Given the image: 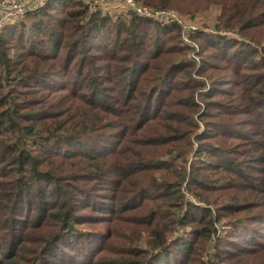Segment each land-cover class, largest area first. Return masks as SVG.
Instances as JSON below:
<instances>
[{
	"label": "trees",
	"instance_id": "16d2710c",
	"mask_svg": "<svg viewBox=\"0 0 264 264\" xmlns=\"http://www.w3.org/2000/svg\"><path fill=\"white\" fill-rule=\"evenodd\" d=\"M141 1L181 15L197 2ZM210 3L220 5L221 12L211 31L190 32L198 49L183 39L174 21L161 23L123 6L111 13L85 0H46L0 30V264H173L162 259L163 252L183 230L190 238L181 244L184 261L180 257L177 264H264V0ZM228 30L258 46L225 36ZM205 33L224 51L244 44L247 48L237 53L245 64L230 67L236 75L245 69L253 73L238 81L236 106L219 104L225 118L204 122L205 131L195 134L200 125L193 115L201 106L194 92L207 85L192 74H200L202 65L192 69L201 51L197 35ZM175 37L178 44H168ZM179 92L185 93L180 101L191 114L178 127L182 118L173 105ZM207 135L215 140L201 142L198 151L230 174L222 186L208 176L200 179V172H185L178 183L138 181V173L166 167L168 155L155 159L151 152L162 151L151 148L169 145L163 153L187 162L193 139ZM96 137L103 140L100 151L93 145ZM237 153L257 163L260 174L245 172ZM187 177L204 193L219 187L218 212L190 185L187 191L202 203L186 199L181 186ZM155 185L162 191L155 192ZM146 187L155 194H147ZM140 195L155 198L131 205ZM132 209L138 216L128 220ZM112 215L126 229L142 227L150 248L135 246L133 230L120 238L127 246L117 258L100 256L106 242L89 252L95 238H110L113 230L105 226L89 239L92 230L80 224L109 222ZM220 216L227 218L218 231ZM187 220L196 225L179 230ZM81 239L86 260L76 257V263L57 254L61 244L74 247ZM213 241L212 257L205 261Z\"/></svg>",
	"mask_w": 264,
	"mask_h": 264
},
{
	"label": "rangeland",
	"instance_id": "374dc122",
	"mask_svg": "<svg viewBox=\"0 0 264 264\" xmlns=\"http://www.w3.org/2000/svg\"><path fill=\"white\" fill-rule=\"evenodd\" d=\"M88 2V0H85ZM141 1V0H140ZM142 2V1H141ZM89 3V2H88ZM90 4V3H89ZM91 5V4H90ZM123 6L122 3L120 2H114L113 4H109V3H103L100 4L99 6H94L91 5V7L94 8H102V10H108L111 13H118L121 10V7ZM122 12V11H121ZM221 12V6L217 5V4H212L210 3V0H197L196 2V7H194L192 9V11L190 12H184L182 13V15L187 19V21L192 24L193 26L196 27H200L199 30H204L207 31L206 28H208V31H211L212 29H214V22L216 21V17L218 14H220ZM125 13V12H124ZM214 26V27H213ZM153 29L152 27L148 30V32L152 33ZM225 36L230 37V38H235L236 39H243L245 41L251 42L252 44H254L255 46H258L257 44H255L253 41H250L249 39L245 38V36H242L241 34H239L238 32L235 31H225L224 32ZM124 37V35H123ZM122 37V38H123ZM262 39H264V35L261 36ZM197 41L198 44L201 45L200 49V56H199V60L197 61V63L195 64V66L192 70H196L198 69L201 65V73L200 74H196L195 71L192 72L193 76L195 79L199 80V81H203V83H205L207 86L205 88V90L202 89H196L194 94L196 97V100L200 103V111L202 112L205 108H208V110H210L211 113H204L202 116H199V112L194 113V118H195V122L196 124L200 127H196L194 128V132L195 134L197 133H202L203 131H205V127H204V122H207L208 124H215V122H219L222 119L225 118L224 115V110L222 109L221 106L219 104H229L231 106H236L239 101H233V98L237 97L240 95L241 93V88L239 87L241 85V82L238 83V81L242 78L243 74L246 72H252L253 71H249L248 69H245L243 71L242 75H236L230 66H233L234 64H245V60H241L239 54H242L241 52L243 50H245V48H247L246 46H244V44H240L237 45L235 47H231L228 51H224L223 48L219 47L218 43L216 42L217 39L216 38H211L210 34H199L197 35ZM193 40V39H192ZM195 42V41H194ZM196 43V42H195ZM168 44H174L177 45L178 44V38H174L171 41H168ZM197 44V43H196ZM198 46V45H197ZM261 47V46H260ZM198 49V48H197ZM238 52V53H237ZM211 64L213 65L211 67ZM251 73V74H252ZM212 77H209V76ZM238 83V85H237ZM224 89V91L222 90ZM202 90V91H201ZM199 92H203L204 94H200ZM231 92H235L234 95L229 94ZM245 92L247 94V97L249 96L250 91L248 89H245ZM217 93V94H216ZM179 96H177L174 100V105H173V110L174 111H179L181 116H179L180 118H182V123L179 124H175L176 126L181 125L184 126L185 123L187 122V116L191 114V112L189 111L188 107H186L185 105H182L183 102H181V98H183L185 93L179 92ZM249 98V97H248ZM213 100V102H216L218 105H209L207 106V102H209V104H211V101ZM230 103H227L229 102ZM247 99H244V101ZM235 108V107H232ZM237 114V113H236ZM235 114V115H236ZM250 125H248V127H245L246 129L249 128ZM179 127V126H178ZM208 127V125H207ZM251 127L253 128L254 125H251ZM191 130V129H190ZM215 131V129H213ZM211 133L213 131H210ZM256 136V135H255ZM210 135H207V137H203L200 139V141H197L196 139H193V151L189 154L188 156V160L187 162L183 159H181L180 157H178V159L174 158L173 156L169 155V154H165L163 153V151L166 150V148L169 147V145H166L164 147L158 146L156 148H151L150 150L155 151V150H160L162 152L158 153L155 152L154 154L151 152V155L154 156L155 159H160V156L162 155H168L167 158L165 159V164L166 167L164 169H157V170H147L145 172H140L138 173V175L140 176V179H138L139 182H143L144 185L146 184H150V183H154V182H159V183H164V182H180L182 180L183 175L186 173H195V172H200V179H203L204 176H208L209 179L215 181L213 184L217 185V186H222V184H224V180H225V176L226 175H230L227 172H222L219 168H216V166L214 164H211V155L210 154H206V155H202L200 154L201 151H198L202 148H204L203 146H200L201 142H205V141H210L213 142L215 140V138H210ZM110 137H108L107 139H109ZM234 141L238 142V139L236 138H232ZM103 140L100 139V137H96L94 140V144L95 145V149L99 148V151L101 150V146H102ZM90 145V144H89ZM92 145V146H93ZM79 146V145H77ZM98 150V149H97ZM179 150V149H178ZM237 158H239L240 162L243 164V168L245 172H251L253 175H257L260 174V169L259 167H257V163L255 162H251L249 160L248 156H243L237 153ZM247 164H255V167L253 168H248ZM169 165H171V167H169ZM214 166V168H213ZM186 167V169H185ZM185 169V170H184ZM196 175V173H195ZM114 176V175H113ZM190 185L193 189L197 190L198 192H200L201 194H203L204 197L211 199L212 203L211 205L214 207V209L216 210V212H218V204H221L220 202H216L215 203V198L219 192L218 189L219 187L214 188L211 191H206V193H204V191H201L200 189H198L199 185L197 184H193V179L189 180V177H187L184 182L183 185L181 186L182 190L185 192V196L186 199L189 200H193L195 202L198 203H202V201H198V199L196 197H194L193 195H191L187 189L186 186ZM264 186V184L262 185ZM147 190H151L148 189L146 187ZM163 189V187L159 186V185H155L153 190H155V192H161ZM151 190L150 192H147V194L150 195H154V191ZM155 198L153 197H147L145 195H140V196H135L134 199H130L131 201V205L135 204L139 201H143L144 203L146 202H152L154 200H151ZM175 210V208H174ZM194 211V209H191V211L189 213H192ZM97 214V213H95ZM108 216V214L105 215V217ZM138 216V213H136V211L129 210L126 212V218H128V220H133L132 218H135ZM114 215L110 216L109 218H111L112 220L107 222L106 220H103L100 223H84V224H80L81 226H84L86 228H89L90 230H92V234L91 236L85 237V238H95L97 233H103V230H105V226H109L108 229H112V234L111 237L109 238H95L96 243H92V247L91 250L89 252H92L94 249H96V247L103 242H106L109 244V246L107 247L108 249L105 250L104 252H102L100 254V256H105V257H109V258H117V254L118 252H120L121 250H124V248H122L123 246H127V244L123 241V239H120L123 234L125 233L126 235H131L133 230H136L137 232V239L134 241V243L136 244L135 246H141L143 248H150V246L147 244V232H143L142 233V227L138 226V225H131L130 229H126L125 225H122V223H120V221H117L116 219L113 218ZM221 217V216H220ZM227 218V217H226ZM225 217H221L220 222L217 223V229L218 231H221L224 227L223 223L225 222ZM190 220H187V224L186 226H182L179 228V230H183V228L186 227H191L192 225H196V222H189ZM261 222V226L263 228L264 231V220L260 221ZM116 234V235H114ZM117 234H119V237L117 236ZM187 231L183 230L174 233L173 236L171 237V239L169 240V249L165 250L163 252V258H167L166 262L168 261L169 258H171L173 264H177V262L180 261V257L181 259L184 261V253H183V247L181 246V244L183 243L184 240H186V238H190L189 234ZM179 237H182V239ZM180 243H177V240ZM82 239L79 242H76L74 247L71 246H66L65 243L61 244L59 247V250L57 251V254L59 256H63L65 258L71 259V260H76V257H81V260H86L87 257V252H86V244L81 242ZM241 244H244V240L240 241ZM78 245H80L78 248H76ZM133 245V244H132ZM134 246V245H133ZM213 246H214V241L211 243V245H209V249L208 252L205 253V255L202 256V258L205 261H208V258L212 257V252H213ZM76 248V249H75ZM90 255V254H89ZM161 258V256L157 259L159 260ZM248 263L251 262L250 258L249 259H245ZM76 263H80L78 260L75 261ZM190 264V263H188Z\"/></svg>",
	"mask_w": 264,
	"mask_h": 264
},
{
	"label": "built area",
	"instance_id": "2783aa9c",
	"mask_svg": "<svg viewBox=\"0 0 264 264\" xmlns=\"http://www.w3.org/2000/svg\"><path fill=\"white\" fill-rule=\"evenodd\" d=\"M46 0H0V30L4 28L11 19H21L25 16L29 9L38 8L45 3ZM91 5L99 6L103 3L113 4L120 2L123 7L131 9L134 13L141 16L153 18L161 23H169L174 21L182 28L183 39L187 42L197 44L190 38L192 30L200 29V27L193 26L187 19L179 14L174 9L169 8H154L140 0H88ZM208 31L209 29L206 28Z\"/></svg>",
	"mask_w": 264,
	"mask_h": 264
},
{
	"label": "crops",
	"instance_id": "0c3cea01",
	"mask_svg": "<svg viewBox=\"0 0 264 264\" xmlns=\"http://www.w3.org/2000/svg\"><path fill=\"white\" fill-rule=\"evenodd\" d=\"M1 11V10H0Z\"/></svg>",
	"mask_w": 264,
	"mask_h": 264
}]
</instances>
